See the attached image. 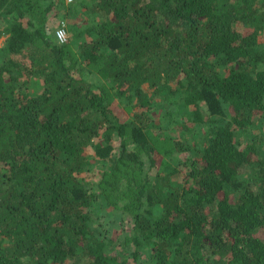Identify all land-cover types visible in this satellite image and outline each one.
Wrapping results in <instances>:
<instances>
[{
  "label": "trees",
  "instance_id": "1",
  "mask_svg": "<svg viewBox=\"0 0 264 264\" xmlns=\"http://www.w3.org/2000/svg\"><path fill=\"white\" fill-rule=\"evenodd\" d=\"M59 4L0 0V264H264V0Z\"/></svg>",
  "mask_w": 264,
  "mask_h": 264
},
{
  "label": "rangeland",
  "instance_id": "2",
  "mask_svg": "<svg viewBox=\"0 0 264 264\" xmlns=\"http://www.w3.org/2000/svg\"><path fill=\"white\" fill-rule=\"evenodd\" d=\"M59 2H60V4H59V6L57 5V7L55 8V10H54V19H50V20H48L49 22V24L51 25V24H54V25H56L57 24V22H59V21H61V20H65L66 22H67V26H68V32L70 31L69 30V27L70 26H72V25H74V24H78L79 25V23H80V21L81 20H86V16H82L81 15V13H82V10H81V7L78 9V7L77 6H75L74 5V3H75V0H72V1H69V0H62V1H60L59 0ZM72 5H74V7L71 9V6ZM88 40H91V37H89L88 38ZM4 41V39L3 38H0V44L2 43ZM260 41H261V43H264V32H263V34H262V36L260 37ZM99 77L97 76V78L96 79H98ZM122 107L124 108V105H122ZM201 109H202V112H203V115H204V117H208V112H206V107H204V106H202L201 107ZM151 115L153 116V119H154V121H158V119H159V116H158V114H156V112L155 111H153L152 113H151ZM179 125H177L176 126V129H177V131L176 132H173V134H174V136H176V137H178V135H179ZM206 128H207V126L205 127V130H206ZM204 130V131H205ZM118 140H119V138L117 137V136H115V138H114V140H113V144L114 145H116V146H118L117 144V142H118ZM177 140H179V139H177ZM181 140V139H180ZM264 149V148H263ZM174 158H175V156H176V152L174 153ZM157 161H158V163L160 162V159H161V157L160 156H158L157 157ZM176 159V158H175ZM95 173V174H94ZM100 178V174L99 173H97V171H95V172H93V174H91L90 176H87L86 177V180L87 181H90V180H94V181H96V180H98ZM129 228V225L127 226V229ZM128 232H130V228H129V230H127Z\"/></svg>",
  "mask_w": 264,
  "mask_h": 264
},
{
  "label": "built area",
  "instance_id": "3",
  "mask_svg": "<svg viewBox=\"0 0 264 264\" xmlns=\"http://www.w3.org/2000/svg\"><path fill=\"white\" fill-rule=\"evenodd\" d=\"M72 1V0H69ZM48 26L51 30L54 31L55 37L57 39V42L60 44H65L69 40V33H68V28L67 24L65 21H60L56 26L54 24H49Z\"/></svg>",
  "mask_w": 264,
  "mask_h": 264
},
{
  "label": "clouds",
  "instance_id": "4",
  "mask_svg": "<svg viewBox=\"0 0 264 264\" xmlns=\"http://www.w3.org/2000/svg\"><path fill=\"white\" fill-rule=\"evenodd\" d=\"M61 21H65V20H61ZM48 22H49V21H48ZM48 22H47V25H48ZM65 22H66V21H65ZM58 23H60V21L57 22V24H58ZM57 24H56V25H57ZM66 24H67V22H66ZM56 25H55V26H56ZM67 28H68V26H67ZM68 33H69V32H68Z\"/></svg>",
  "mask_w": 264,
  "mask_h": 264
}]
</instances>
